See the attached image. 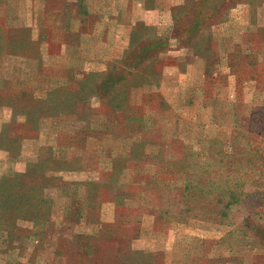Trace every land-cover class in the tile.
I'll return each mask as SVG.
<instances>
[{"label": "rangeland", "instance_id": "obj_1", "mask_svg": "<svg viewBox=\"0 0 264 264\" xmlns=\"http://www.w3.org/2000/svg\"><path fill=\"white\" fill-rule=\"evenodd\" d=\"M154 1L155 6L146 8V0H0V264H71L68 261L73 235L96 232L97 226L82 216L84 189L75 183L95 180L97 169L51 173L57 178L53 183L58 187L45 190L44 195L35 192L18 198L19 190L14 184L26 180L24 184L30 186L28 170L47 152L53 154L58 164L82 149L84 157L91 165L96 161L95 167L99 169L108 167L105 149L109 148L112 155L125 154L131 140L125 139L121 131H114L113 135L117 133L123 138L111 136L110 130L100 135L101 141L89 139L76 150L59 149V133L70 132L76 126L85 129L88 121L91 127L107 131V107L98 97L88 95L90 98L84 105L77 106L78 112L84 107L77 121L70 106L62 110L59 98L47 96L46 91L66 83L63 70L67 68L73 71L74 78L69 86L77 91L78 81H86L87 73L103 75L127 54L132 38L135 47L144 44L146 35L140 33V24L150 27L151 35L166 41L156 55L159 59L155 67L162 76H158L157 91L142 85L128 91L126 98L122 96L128 101L132 99L130 103H140V99L146 102L144 107L140 106L144 110H137L143 120L133 119L130 123L134 136L139 137L137 131L142 126L149 130L147 139L156 145L149 144L146 152L155 157L159 151L157 144L175 137L191 147L195 162L202 163V167L206 163L213 170L215 179L214 171H221L210 165L208 153L219 161L215 153L222 146L227 153L235 150L239 159L249 160V144L239 135L234 138V134L251 128L255 137L250 141L262 150L263 162L253 156L252 161L257 163L249 174L253 182L244 185L239 202L224 210L225 217L220 216L223 212L220 203L217 206L204 203L208 214L179 215L171 223L166 217L160 220L152 213H144L138 226L123 229L130 237L136 234L131 249L150 254L158 264H264V0H209L207 7L213 4L216 13L204 20L202 14L193 16L195 23L189 22L185 11L173 7L171 17L174 14L177 20L175 23L171 18L172 26L174 33L182 32V40L178 37L172 41L171 31L165 26L168 19L161 16L158 29L154 24L157 10L168 18L167 8L175 0ZM196 1L199 0L192 3ZM23 36L36 42L38 59L13 56L7 51L6 40L11 38L15 45ZM181 47L190 49L174 52ZM226 66L228 71L224 69ZM250 78L256 81L255 86L252 82L245 85ZM15 91H28L31 99L38 100L41 108L36 114L34 110L23 114V110L13 108L11 101L4 100L16 99L19 94ZM152 91L159 98L146 93ZM206 100L224 103V108ZM54 101H58L54 103L57 111L53 110ZM109 103L123 110L114 101L106 105ZM121 110L116 115L123 118ZM217 114L218 117L226 114L219 119L225 127L214 125ZM260 118L263 123L255 124V119ZM215 139L222 144H212ZM147 171L143 173L145 177L151 176L153 166L149 165ZM140 172L134 169L124 173L120 181L130 184L129 178L136 181ZM209 193L215 194L216 189H210ZM42 196L44 201L46 197L49 199L45 206L50 209L46 211L47 222L44 218L34 223L26 221L27 216L22 215L25 205L30 207L35 198ZM206 202L211 203L212 198L208 197ZM120 203L132 208L138 201L125 199ZM110 204L101 206V222H111L115 206ZM6 208L18 211L12 216L18 220L15 226L19 231L14 230L10 237L6 232L9 224ZM123 239L122 236L118 240ZM80 263L91 264L90 258L81 256L76 264ZM94 264L101 262L97 259Z\"/></svg>", "mask_w": 264, "mask_h": 264}, {"label": "trees", "instance_id": "obj_2", "mask_svg": "<svg viewBox=\"0 0 264 264\" xmlns=\"http://www.w3.org/2000/svg\"><path fill=\"white\" fill-rule=\"evenodd\" d=\"M207 1L209 0H199L193 3L187 1L184 5L176 6L173 9L185 11V14L189 15V22L193 23L196 21L193 19V16H200L202 14L203 17L201 18L204 20L209 14L213 15L212 13H216V7L213 4L207 7ZM146 4V8H150L152 4L155 6V1L146 0ZM172 18L176 23L177 19L175 20L174 14ZM139 26L140 33L146 35L145 40L143 39L144 44L137 48L134 45L135 39L132 38V43H130V49L127 54L121 60L116 61L103 75L87 73L86 81H78L79 90L77 91L76 89L72 90L69 86V82L74 78L73 71L67 68L63 70L66 74L64 77L67 80L65 81L66 83L63 86L55 89H47L46 91L47 96L52 97L56 95L57 97L54 96V99L59 98V102H53V110L57 111V108L54 106L55 102L59 103V108L62 110L70 106L73 110L71 115L77 121H79L84 108L82 106L80 112H78V108L80 107L77 106L79 104L84 105V102L92 96L98 97L107 107V112L105 113L106 122L109 127L107 131L91 127L88 121L87 126L84 127L85 129L82 128L83 131H81V127L76 126L70 132L59 133L57 138L59 149L65 151L76 150L81 143L83 144L85 140L89 139L97 140L99 138L98 140L101 141L102 136L100 137V135H104V132L107 133L110 130L108 134L111 136L118 137L119 135L117 133L114 135L113 133L114 131H121L124 132L123 137L125 139L129 137L131 140L125 154L112 155L109 149H105L107 153L105 158L107 159L108 167L106 169H99L95 167L96 161H94V165H91L92 163L89 159L84 157L85 151L82 149V152L79 150L78 153L73 152L69 158L61 159L62 162L60 161L58 164H55L57 162L53 160V154L47 152L43 155L46 159L40 157V161L29 168L28 180L30 179V186L24 184L26 180H23L19 185L18 183L16 185L14 184L16 189L19 190L18 198L25 197L26 195L31 196L35 192L38 195H44L45 190L58 187L53 183V181H57V178L51 175V173L64 170L84 172L91 170V168L97 169V177L95 180L75 183V185L82 186L84 189L82 202L85 211H83L82 216L90 223H94L97 226V230L91 235L79 233L73 235L72 242L70 241L72 254L70 261H68L71 264L78 263L81 256L90 258L91 264H94V261H97V259L100 260L101 264H158L157 260L152 258L150 254L131 249V241L135 239L136 234L134 237H130L123 229H131L133 225L138 226L139 217L144 213H152L160 220L166 217L170 223L179 215L203 214L205 212L208 214L207 206H204V203L209 206H217L220 203L219 206L223 210L220 216L225 217L224 210L228 206L238 203L243 193L242 189L244 185L253 182V178L249 176L256 169L257 165L254 160L252 161L253 156L259 157L263 162L262 150L256 148L253 142L250 141L255 137L251 134V128L244 130L243 133L239 132L238 134H234V138L239 135L249 144V160L239 159V152H234L235 150L227 153L222 146L216 148L215 155L220 157L219 161H214L212 158L215 157L213 153H208L207 157L211 162L210 165L217 171H221V173L214 171L216 175L215 179L212 177L213 170H209L206 163H203L202 167V163L195 162L194 151L191 150V147L184 145L175 137L170 142L158 143L157 147L159 151L155 157H151L146 152L145 149L149 144L156 145L152 144V140L147 139L148 133H150L149 130L143 129V126L138 128L137 133L139 137H137L134 136L135 134L132 132L134 130L131 129L130 125L133 119L139 121L142 118L143 120L144 116L139 115L137 110H144L140 106L143 105L144 107L146 102L140 99V103H130L129 101H132V99L128 101L125 98L130 90L140 88L142 85L157 84L159 81L158 76L160 77V72L158 71L160 70L158 67H155L159 59L156 55L163 50L166 41H163L160 36L151 35L150 27H146L143 24ZM174 28L178 29L176 27ZM187 31L188 33L190 32L189 29L186 30V33ZM176 34L182 40V32L179 30V33ZM29 36H23L15 45L13 43L14 46L12 45L13 41L11 38L6 40L7 51L9 50L10 55L22 57L35 56L38 59V46ZM43 37L45 38V35ZM154 81L156 83H153ZM15 92L19 94L15 97L16 99L11 97L4 99L7 103L11 101L14 109L18 108L19 110H23L25 112H22L23 114L34 110V114H36V110L41 108V104L37 102L38 100L31 99L30 92ZM154 94L149 95L153 97ZM123 95L125 98L122 97ZM85 96L88 97L85 99ZM110 100L116 103V107L123 106V110L113 107L111 103L107 106L106 103ZM45 101L46 99L41 101V103L44 104ZM121 101L123 103L126 102L123 104ZM120 110L124 115L122 116L123 118L116 115V112H120ZM49 111L51 112L52 110ZM261 123H263L261 118L255 119V124ZM215 140L211 141L212 144H222L220 140ZM231 143L234 144L233 142ZM47 150L49 151L50 149ZM41 164L44 166H40ZM53 165L57 167H53ZM144 165L153 166V174L151 176L145 177L143 174L142 169ZM201 168H203L202 171L198 173ZM134 169L141 171L139 173L140 177L135 179L136 181L130 184H124L120 181V177L124 173ZM241 172L243 175H241ZM212 188L216 189L215 194L209 193V190ZM235 188L237 189L236 191ZM195 193H199V196H195ZM208 197L212 198L211 203L206 202ZM46 198L47 200H45L48 201V197ZM125 199H134L138 201V204L133 208L124 207L123 204L120 205V202ZM224 199L227 201L224 202ZM46 201H44V197L42 196L35 198L33 203L29 205L30 207L25 205V210L22 208L24 210L22 215L27 216L25 220L34 223L44 218L47 222L46 211L50 209L45 207L47 205ZM105 202L115 205L114 221L111 223L100 221V208ZM18 206L22 205L18 204ZM14 212L12 209H7V215L9 217L6 219L9 224L6 227V232L8 237L12 235L14 230L19 231V227L15 226L18 220L15 215L12 216ZM122 236L124 239L121 242L118 239ZM80 254L81 256H79Z\"/></svg>", "mask_w": 264, "mask_h": 264}, {"label": "crops", "instance_id": "obj_3", "mask_svg": "<svg viewBox=\"0 0 264 264\" xmlns=\"http://www.w3.org/2000/svg\"><path fill=\"white\" fill-rule=\"evenodd\" d=\"M184 1V2H183ZM183 1H177V0H175L174 2H172V5L170 6V7H168L167 9H168V11H167V13H168V18H167V15H161L160 13H161V10H157V20H156V22H155V27H157V29L158 28H160L161 27V25H160V23H161V21H162V18H161V16H164V18H166V19H168V21H166V23H165V26H168V28L166 29L167 31H171V35H170V41H172L173 39H175V38H178V36H177V34H176V32L174 33V31H176V30H174L173 29V26H172V17H171V8H173V7H176V6H181V5H184L187 1H191L192 2V0H187V1H185V0H183ZM190 2V3H191ZM142 20V19H141ZM144 20V19H143ZM142 22H144V21H142ZM145 23V22H144ZM157 25V26H156ZM188 49H190L189 47H185V48H183V47H181V48H179V49H177V50H174V52L175 53H179V52H181V51H188ZM158 53H160V52H158ZM158 53H157V55H158ZM224 69L226 70V71H228V67L226 66V67H224ZM204 73H205V68H204V70H203V77H204ZM162 76L160 75V78H161ZM252 82V83H251ZM159 83V82H158ZM158 83L157 84H152V85H145L144 86V88L145 87H150V88H155L156 89V91H157V89H158ZM248 83H251V84H253V86H255L256 85V81L255 80H251V78L249 79V80H246L245 81V85H249ZM146 93H148V94H154V92L152 91V92H146ZM153 97H156V98H159V95H158V93H156V94H154L153 95ZM155 99V98H154ZM208 103H213L214 105H218V104H220V106H224L223 104L224 103H221L220 101V103H216L217 101H214V100H206ZM224 108V107H223ZM219 112V111H218ZM224 115H226V114H224ZM224 115H221L220 117H218V114H217V116H216V118L215 119H217L216 120V122H217V124H214V125H216L217 127H219V126H221V127H225L224 126V122H222V125H220V121H219V119L220 118H222ZM178 118V117H177ZM147 148H148V146H147ZM146 148V149H147ZM107 149H109V148H107ZM143 173L144 174H147V173H149L147 170H149V165H144L143 166ZM128 182H130V183H132L133 182V178H132V180H131V178H129V181ZM105 203H107V204H110L109 202H105ZM105 203H103L102 204V206L105 204ZM113 204V203H112ZM111 205V204H110ZM114 205V204H113ZM115 206V205H114ZM133 208V207H132ZM101 209V208H100ZM114 221V213H113V218H112V220H111V222H113ZM111 222H109V223H111Z\"/></svg>", "mask_w": 264, "mask_h": 264}]
</instances>
